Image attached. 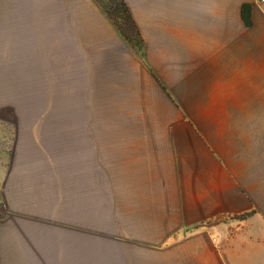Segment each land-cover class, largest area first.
Masks as SVG:
<instances>
[{
  "label": "crops",
  "instance_id": "crops-1",
  "mask_svg": "<svg viewBox=\"0 0 264 264\" xmlns=\"http://www.w3.org/2000/svg\"><path fill=\"white\" fill-rule=\"evenodd\" d=\"M53 1L56 74L63 49L83 100L70 165L115 203L117 240L148 264H264V0H122L131 27L121 0ZM30 48L40 0H0V57Z\"/></svg>",
  "mask_w": 264,
  "mask_h": 264
},
{
  "label": "rangeland",
  "instance_id": "rangeland-1",
  "mask_svg": "<svg viewBox=\"0 0 264 264\" xmlns=\"http://www.w3.org/2000/svg\"><path fill=\"white\" fill-rule=\"evenodd\" d=\"M53 2L40 0V49L0 57V163L17 201L0 204V264H148L117 240L115 203L70 165L69 119L83 116V100L70 96L63 49L56 74Z\"/></svg>",
  "mask_w": 264,
  "mask_h": 264
},
{
  "label": "trees",
  "instance_id": "trees-1",
  "mask_svg": "<svg viewBox=\"0 0 264 264\" xmlns=\"http://www.w3.org/2000/svg\"><path fill=\"white\" fill-rule=\"evenodd\" d=\"M116 9H118V12H120L121 14H122V16H123V19H124V23H125V26H127V25H129L130 27L133 25L134 26V24L131 22V17H130V15H128L127 14V6H126V4L121 0L120 2H119V4L117 5V7H116ZM245 9H247V6L246 7H244V18H245V20H246V22L247 23H249L250 22V20H249V17H248V15L245 13ZM129 21L131 22V23H129ZM118 26L120 27V28H122L123 27V23L122 24H118ZM122 31H123V28H122Z\"/></svg>",
  "mask_w": 264,
  "mask_h": 264
},
{
  "label": "built area",
  "instance_id": "built-area-1",
  "mask_svg": "<svg viewBox=\"0 0 264 264\" xmlns=\"http://www.w3.org/2000/svg\"><path fill=\"white\" fill-rule=\"evenodd\" d=\"M259 1H262V0H259Z\"/></svg>",
  "mask_w": 264,
  "mask_h": 264
}]
</instances>
